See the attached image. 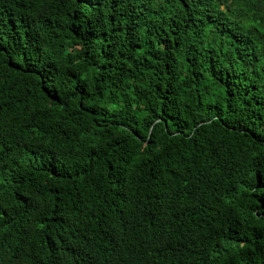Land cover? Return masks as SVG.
<instances>
[{"label":"trees","instance_id":"obj_1","mask_svg":"<svg viewBox=\"0 0 264 264\" xmlns=\"http://www.w3.org/2000/svg\"><path fill=\"white\" fill-rule=\"evenodd\" d=\"M0 264H264V0H0Z\"/></svg>","mask_w":264,"mask_h":264}]
</instances>
